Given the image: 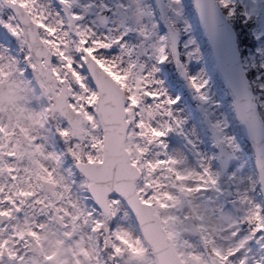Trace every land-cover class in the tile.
<instances>
[{
  "label": "snow or ice",
  "instance_id": "1",
  "mask_svg": "<svg viewBox=\"0 0 264 264\" xmlns=\"http://www.w3.org/2000/svg\"><path fill=\"white\" fill-rule=\"evenodd\" d=\"M0 264H264V0H0Z\"/></svg>",
  "mask_w": 264,
  "mask_h": 264
}]
</instances>
